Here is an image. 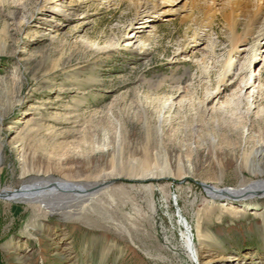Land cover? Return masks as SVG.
<instances>
[{
    "label": "rangeland",
    "instance_id": "374dc122",
    "mask_svg": "<svg viewBox=\"0 0 264 264\" xmlns=\"http://www.w3.org/2000/svg\"><path fill=\"white\" fill-rule=\"evenodd\" d=\"M263 26L264 0H0V193L95 194L0 197V264H194L181 216L203 262L264 264V199L207 193L264 182Z\"/></svg>",
    "mask_w": 264,
    "mask_h": 264
},
{
    "label": "bare ground",
    "instance_id": "6f19581e",
    "mask_svg": "<svg viewBox=\"0 0 264 264\" xmlns=\"http://www.w3.org/2000/svg\"><path fill=\"white\" fill-rule=\"evenodd\" d=\"M148 6L147 3L143 4L142 8L145 9ZM160 10L162 11L161 13L159 12V10H157V14L158 16H155V19L153 17L152 20H148V23H153L154 20L156 19H160L161 16L166 15L167 13H169V11H166L165 7H161ZM261 14V13H260ZM236 16V20H237ZM261 18V16H258L255 20L256 24L258 23V20ZM252 19V18H251ZM250 23V22H248ZM254 24H250L248 26V24L246 25V34L250 33V31H252V29L249 28H253ZM149 27H151L150 25H144L141 28L144 29H148ZM232 29L233 31H237L238 28V23L235 21V24L232 25ZM254 29V28H253ZM137 35V33H136ZM135 35V36H136ZM139 36V34H138ZM253 52H254V56L255 58H260L263 60V66H264V26L261 28V31L258 35V37H256L255 39V43L253 45ZM243 50H241L239 47H235L234 50V54L238 55V53L242 52ZM233 54V53H232ZM235 55H231V56H235ZM236 55V56H237ZM235 67V61L232 59L229 61V65H228V69L227 73L230 72L233 68ZM144 156V158L142 159H138L141 162L140 164V168H141V173L138 175L140 178L143 179H168L170 177H172L173 174V167L170 164L169 160L166 159L165 162H160V163H152L150 159H148L147 155ZM0 162H1V157H0ZM263 184V185H262ZM45 187V188H44ZM258 189H264V182L263 181H259L250 185H244L241 186L240 188H234V189H225V190H221L218 189L216 187H208L207 189V193L208 195L213 199V200H221L224 202H228L230 200H236V199H248V198H255L256 195H258V197L260 199H264V190H258ZM45 190H49V191H45ZM55 196L56 201H53V206L58 207V208H62V206H71V207H82V206H91V204H93L94 201V196L95 194H93V192L88 191L86 188H83L81 186L78 185H74V184H57V185H48L46 184H38V185H33V186H25L22 190L20 191H14V190H9L6 189L4 190L2 193H0V197L7 199L8 201H16V199L20 200V201H27V202H31V203H36L39 205L40 209L43 208H47L48 204L46 202L47 199H51V195ZM65 196H69L70 200L63 202L62 203V199L65 198ZM62 200V201H58ZM17 200V201H18ZM98 205V204H97ZM233 206V205H232ZM257 205H251L250 204H243L241 205L239 208H237V206L235 207H231V211H243L244 209H256ZM38 208V209H39ZM97 208V207H95ZM43 211V210H42ZM92 223V222H91ZM180 223L183 227L186 228V232L183 233V237H184V243H185V248L186 251L188 253V256L190 257V259L193 261L194 264H209L210 262H212V260L208 261V262H203V258L205 255V253H207L206 251L204 253H202V255L200 254V249L198 248V245L196 243V239L193 236L188 221L181 216L180 217Z\"/></svg>",
    "mask_w": 264,
    "mask_h": 264
}]
</instances>
